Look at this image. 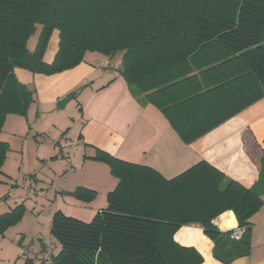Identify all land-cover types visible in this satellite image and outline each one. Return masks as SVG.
<instances>
[{
    "label": "trees",
    "instance_id": "16d2710c",
    "mask_svg": "<svg viewBox=\"0 0 264 264\" xmlns=\"http://www.w3.org/2000/svg\"><path fill=\"white\" fill-rule=\"evenodd\" d=\"M55 31L58 50L47 62ZM88 52H123L122 74L142 104H155L177 127L206 124L229 105L239 112L264 97V0H0V181L9 151L1 139L6 117L26 116L35 102V89L15 70L52 75L76 67ZM229 89L235 90L231 96ZM234 114L191 136L179 131L191 141ZM93 158L117 175L127 164L101 150ZM139 181L151 209L134 206L117 188L90 221L57 210L51 233L60 251L47 259L26 257L23 264H200L203 258L173 235L183 224L199 223L218 246L226 235L213 220L227 210L245 231L228 258L217 249L215 257L230 264L250 253V219L264 204L258 188L244 187L205 161L171 180L155 173ZM70 194L86 202L96 197L85 187ZM20 216V206L0 215V234Z\"/></svg>",
    "mask_w": 264,
    "mask_h": 264
},
{
    "label": "crops",
    "instance_id": "0c3cea01",
    "mask_svg": "<svg viewBox=\"0 0 264 264\" xmlns=\"http://www.w3.org/2000/svg\"><path fill=\"white\" fill-rule=\"evenodd\" d=\"M39 32L40 27L36 33L39 35ZM36 44L37 41L32 45L29 42V49L34 50ZM57 50L49 54L47 47L45 60L51 62ZM122 69L123 52L112 57L88 52L84 61L76 67L52 75L34 74L21 68L15 70L21 82L35 89V102L30 106L28 115L33 110L37 115L40 110L41 113L50 111V116L61 113L65 117L62 119L59 116L61 120L58 121L55 116L52 124L60 130L59 135H54L57 137L54 140L62 150L58 154L55 148L51 156L56 158L54 164L59 163L60 157L64 162V168L58 166L56 170L57 165L53 167L59 183V188H54L58 200L56 211L90 221L98 211L108 206V193L117 188L121 196L134 206L151 209L149 194L143 193L139 180H150L155 173L171 180L202 161L246 188H258L264 199V97L239 112L236 110L238 105H229L207 123L225 113L236 114L194 140L187 141L183 133L192 131L190 134L186 132L191 136L197 129L205 128L207 123L185 121L177 127L158 106L139 101ZM234 92L231 89L227 91L229 96ZM68 96L71 99L64 106L66 113L59 111L61 106L58 102ZM36 132L44 134L45 130L37 126ZM2 136L3 130L1 139L8 143ZM98 150L127 164L121 167L118 175L113 174L107 162L93 158ZM62 177L71 180L63 184ZM53 181L51 179L50 182L53 184ZM78 187L94 190L97 196L89 202L80 200L70 194ZM154 192H159V189ZM250 221L251 251L230 264H264V204ZM213 222L226 235L218 246L199 223L183 224L173 235L177 244L203 258L200 264H226L215 257V250L228 258L240 242L231 237V232L240 227L232 210L222 212ZM41 241L40 254L36 258L46 256L48 248L45 239ZM1 245L6 247L5 241L0 243V257L5 252ZM10 248L15 249L14 254H8L9 261H0V264H18L14 261L18 248ZM51 252L56 254L53 250ZM26 257H30L27 249Z\"/></svg>",
    "mask_w": 264,
    "mask_h": 264
},
{
    "label": "rangeland",
    "instance_id": "374dc122",
    "mask_svg": "<svg viewBox=\"0 0 264 264\" xmlns=\"http://www.w3.org/2000/svg\"><path fill=\"white\" fill-rule=\"evenodd\" d=\"M52 35L48 44L49 54L56 52L58 48V32L55 31ZM37 37L38 33L31 38L29 41L31 45L36 43ZM65 108L61 107L59 111H67ZM55 116L58 121L61 120L59 116L65 119L61 113ZM55 116H50V111L41 113L40 110L36 115L35 110H33L26 116L16 114L10 118L6 117L2 137L8 141L9 151L2 168L3 174H1L0 214L11 212L20 206L21 216L3 234H0V243L5 241L6 246L1 245L5 251L0 257L2 263L9 261L8 254H14L15 249L10 248L12 246L18 248L14 258L18 264L26 259V249L30 257L36 258L40 254L42 238L45 239L48 248L44 259H47L52 250L57 254L61 249L59 241L52 235L50 228L52 216L58 205L54 188L58 187L57 184L59 183L58 178L55 179L57 176L53 172V167L57 165V167L64 168L62 157L59 158L58 164H54L56 158L51 156L55 148L58 154L62 150L57 140H54L57 138L54 135L60 134V130L52 125L56 120ZM37 126H41L45 133L36 132ZM57 167H55L56 170L59 169ZM29 177L34 179L36 184V191L33 194H27L28 192L23 188L26 179ZM62 178L63 184L71 180L67 177ZM51 179H54L53 184L50 182ZM95 260L97 257H94Z\"/></svg>",
    "mask_w": 264,
    "mask_h": 264
},
{
    "label": "built area",
    "instance_id": "2783aa9c",
    "mask_svg": "<svg viewBox=\"0 0 264 264\" xmlns=\"http://www.w3.org/2000/svg\"><path fill=\"white\" fill-rule=\"evenodd\" d=\"M23 188L27 192H29L31 194L35 193V191H36V184H35L34 179H32L30 177L27 178L26 181H25V183H24V185H23ZM244 231H245L244 228L239 227V228H237V229H235V230H233L231 232V237L233 239H235V240H241L243 238Z\"/></svg>",
    "mask_w": 264,
    "mask_h": 264
},
{
    "label": "water",
    "instance_id": "95a60500",
    "mask_svg": "<svg viewBox=\"0 0 264 264\" xmlns=\"http://www.w3.org/2000/svg\"><path fill=\"white\" fill-rule=\"evenodd\" d=\"M71 99V96H68V97H65L64 99H61L58 104L61 106V107H64L65 104Z\"/></svg>",
    "mask_w": 264,
    "mask_h": 264
}]
</instances>
